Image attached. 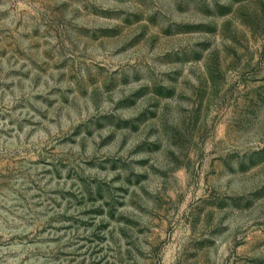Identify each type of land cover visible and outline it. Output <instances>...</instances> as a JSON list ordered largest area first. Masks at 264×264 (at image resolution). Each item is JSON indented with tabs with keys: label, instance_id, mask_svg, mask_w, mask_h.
I'll return each instance as SVG.
<instances>
[{
	"label": "rangeland",
	"instance_id": "374dc122",
	"mask_svg": "<svg viewBox=\"0 0 264 264\" xmlns=\"http://www.w3.org/2000/svg\"><path fill=\"white\" fill-rule=\"evenodd\" d=\"M0 264H264V0H0Z\"/></svg>",
	"mask_w": 264,
	"mask_h": 264
}]
</instances>
